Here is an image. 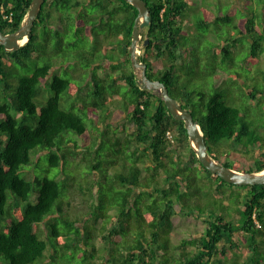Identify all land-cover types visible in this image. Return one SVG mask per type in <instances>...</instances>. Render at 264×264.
<instances>
[{
	"label": "trees",
	"instance_id": "16d2710c",
	"mask_svg": "<svg viewBox=\"0 0 264 264\" xmlns=\"http://www.w3.org/2000/svg\"><path fill=\"white\" fill-rule=\"evenodd\" d=\"M32 1L0 0V29L16 31ZM146 1L152 19L141 30L138 59L147 64L148 77L163 82L192 112L218 162L263 171L264 136L225 100L221 87L227 75L210 93L194 92L205 115L190 108L193 92L176 86L191 55L213 60L206 45H211V23L229 22L231 11L213 10L208 0ZM247 5L253 1L244 0ZM252 9L243 14L238 34L250 43L248 68L255 61L260 65L264 53V5L260 12ZM137 16L126 0H45L24 45L6 51L0 44V264H264V184L238 186L209 171L184 121L173 117L160 94L139 86L129 51ZM56 19L61 28L53 26ZM202 25L206 32L199 31ZM238 38L215 44L223 58L235 55ZM53 46L90 69L86 94L80 95L81 84L74 86L54 71L60 63ZM107 67L112 72L101 77L98 70ZM260 73L263 82L259 73L241 80L238 99H247V112L264 109L263 67ZM47 87L54 94L46 100ZM71 94L76 97L68 100ZM124 115L136 128L121 138L116 123ZM104 140L112 145L106 159ZM68 159L77 172L66 174ZM52 168L59 169L53 178ZM67 177H77L80 187ZM106 183L109 193L102 194ZM72 188L84 194V206L76 205ZM178 208L206 215L205 233L183 242L192 249L177 250L173 242Z\"/></svg>",
	"mask_w": 264,
	"mask_h": 264
},
{
	"label": "rangeland",
	"instance_id": "374dc122",
	"mask_svg": "<svg viewBox=\"0 0 264 264\" xmlns=\"http://www.w3.org/2000/svg\"><path fill=\"white\" fill-rule=\"evenodd\" d=\"M243 1L244 0H208L207 1L211 9L213 10L220 11L222 13L231 11V15H232L231 19L229 20V22L223 21L220 22L219 24H216L214 22L211 23V35H210L211 45L210 44H206V45H208V47H211V59L213 60L210 61L209 59H205L201 56L197 58L195 55H191L187 60L188 61L186 65L187 71L182 73L181 75L179 74L176 75V81H177L176 86L179 85L181 89L185 91L193 92V94L194 92L210 93L215 84L214 82L217 80H220V83L222 81H225V75H227L229 77L227 80L228 82L226 84L223 83L221 87V90L225 96V100L228 103L234 104L235 106H238L241 109L242 113L246 117L247 122L251 125V130L255 134L264 136V109L262 113H260L257 109L254 110L252 109L251 112H247L245 109V107L248 108L247 99L246 98L244 99V97L238 99V97L240 96V88L243 86L241 85L242 78L250 79L253 75L259 73L260 76L258 80L259 82H263V77L261 78L260 71L262 67L264 68V53L261 55L260 65L258 64L259 62L255 61L254 63H252L253 65L252 68H248L247 66H245L244 59L249 53L250 43L248 39H246L245 37L238 38V36H240L238 34L240 32V28L241 27L243 28L244 26V21L246 16H243V14H248L249 11L250 12L253 11L252 9L253 5L260 12L264 4H263V0H252L253 5H249V6L247 5L241 10L238 7L234 8L229 6L230 4H233V6L234 5L242 6ZM216 4L217 6L215 7ZM196 15L194 16V18H196V20H199L201 18V15H199V17H196ZM202 17H204V14L202 15ZM53 26L55 28H61V23L59 22L58 19L55 20ZM207 30L208 27L206 25H202L199 27V31L201 32H206ZM227 37L238 38V41L236 43V47H238V49H234L235 55L231 56L229 59L223 58L224 54L221 52L220 47L217 48V46H215L216 43L221 42V39L225 40ZM52 50H53L52 55L60 63V64L57 63L54 71L59 72L58 74L62 77L72 79L74 86L81 84L83 88L80 91V95L86 94L91 87V83L89 82L91 79L90 69H85L83 67L82 61L80 63L74 64L73 62H71L70 57L67 58L62 56L61 54L62 52L60 48H54L53 46ZM68 55L71 56L70 54ZM43 62L44 60L40 61V64ZM61 63H63V65ZM126 67L128 69L130 66L126 65ZM135 71L138 74V77H140V69H135ZM111 72L112 70L108 67L106 69L101 68L100 70H98V74L101 77H108ZM118 75H120L119 72H115L114 76L117 77ZM251 81L255 83L254 80ZM122 89L125 91L126 86H122ZM47 90L48 93L44 91V95H48L46 100L54 94L48 87ZM111 90L112 89L108 90L109 94H112V92H110ZM153 91L154 93L161 95L159 90L156 89ZM75 97L76 95L71 94V97L68 98V100L71 99L73 100ZM109 99H111V96H109ZM191 99L192 100L189 102L190 108L194 110H198L202 112L203 115H205L206 110L205 107L202 105L200 97L194 94L191 97ZM232 99H236V100L232 101ZM63 108H68V107L63 106ZM85 121L89 125L92 123V121L88 118H85ZM118 121L120 122H117L116 124L118 126L119 125L121 126V127L119 126L120 127L119 135L121 138H124L127 133L133 132L136 128L131 121L127 120V117H125V115L123 116V118H121ZM68 134L74 135V132L69 131ZM75 138L78 140L79 145H83L80 137L75 136ZM104 142L105 143L103 146L101 156L104 159H106L107 158L106 153L109 152L108 149H112V145L107 140H104ZM173 142L176 143V138ZM77 151H79L78 157H81L82 149L79 148L77 149ZM253 154L257 155L258 149H256ZM43 163L44 165L42 167L48 165L47 157L43 159ZM66 164L68 165L66 174L77 172V165L74 167L75 161L68 159ZM233 166L236 167L237 165L235 164ZM245 167L246 166L243 165L241 166V168H245ZM86 168L87 167H83L80 168V170L85 171ZM58 171H59L58 168H52L49 174L50 177L53 178ZM145 175H147V172L145 173ZM69 179H73V178L70 177L68 178V180ZM73 180H76V184L78 185V187H80L79 184L81 182H78L77 177L76 179ZM82 181H84L83 183L86 182L85 180ZM70 182L74 183L72 180H70ZM72 191H74L73 194L76 200V205L84 206L85 205L84 194H82L77 188L75 189L72 188ZM107 193H109L108 183L102 185V194H107ZM241 197L243 200L244 195ZM177 211L178 212L173 216V224H174V229L172 232L173 242L175 243L177 250L192 249L190 244H184L183 242L188 241L190 239H198L205 233L207 228L206 215H199L195 212L185 213L182 212L180 208H178ZM238 240L241 241L240 238ZM97 243L100 246L102 245V242H100L99 240ZM240 245L242 248L241 250L242 257H245L247 251L245 247V243L241 241ZM228 264H232L231 260H229Z\"/></svg>",
	"mask_w": 264,
	"mask_h": 264
},
{
	"label": "water",
	"instance_id": "95a60500",
	"mask_svg": "<svg viewBox=\"0 0 264 264\" xmlns=\"http://www.w3.org/2000/svg\"><path fill=\"white\" fill-rule=\"evenodd\" d=\"M135 6L138 10V16L135 19L133 27V38L130 45V54L132 65L135 69H140V78L138 84L142 89L160 90L161 96L165 104L176 120H183L187 128L188 136L192 147L194 148L200 162L212 173L218 174L228 183H233L238 186L249 184H264V170L260 172H251L237 170L227 167L218 162L210 155L207 149V144L201 130L200 124L194 119L192 112L183 107V105L169 93V88L160 80H152L148 77L147 64L140 62L137 56L139 49V41L141 40V30L151 23V11L146 0H126ZM45 0H33L29 12L23 21L22 25L14 32L4 33L0 29V44L6 51H15L19 49L25 38L26 41L30 38L32 27L40 13ZM149 43V39H145L144 45Z\"/></svg>",
	"mask_w": 264,
	"mask_h": 264
},
{
	"label": "clouds",
	"instance_id": "9594fccd",
	"mask_svg": "<svg viewBox=\"0 0 264 264\" xmlns=\"http://www.w3.org/2000/svg\"><path fill=\"white\" fill-rule=\"evenodd\" d=\"M141 37H142V35H141ZM28 40H29V39H28ZM28 40H27V41H28ZM27 41H26V42H27ZM140 41H141V40H140ZM140 41H139V42H140ZM26 42H25V43H26ZM25 43H23V45H24ZM139 49H140V44H139ZM139 49H138V52H139V53L137 52V56H138V54H139V55L141 54V53H140L141 50L139 51ZM140 62H141V61H140ZM132 67H133V65H132ZM133 69H134V71H135V68H133ZM135 73H136V71H135ZM136 74H137V73H136ZM137 76H138V74H137ZM139 78H140V77H138V79H139ZM43 86H44V85H43ZM159 91H160V90H159ZM160 93H161V92H160Z\"/></svg>",
	"mask_w": 264,
	"mask_h": 264
},
{
	"label": "bare ground",
	"instance_id": "6f19581e",
	"mask_svg": "<svg viewBox=\"0 0 264 264\" xmlns=\"http://www.w3.org/2000/svg\"><path fill=\"white\" fill-rule=\"evenodd\" d=\"M26 39H27V38H25L23 41H21V43H25V42H26Z\"/></svg>",
	"mask_w": 264,
	"mask_h": 264
},
{
	"label": "crops",
	"instance_id": "0c3cea01",
	"mask_svg": "<svg viewBox=\"0 0 264 264\" xmlns=\"http://www.w3.org/2000/svg\"><path fill=\"white\" fill-rule=\"evenodd\" d=\"M232 7H233V6H232ZM238 7H240V8H239L240 10L244 8L243 5H242V6H238Z\"/></svg>",
	"mask_w": 264,
	"mask_h": 264
},
{
	"label": "built area",
	"instance_id": "2783aa9c",
	"mask_svg": "<svg viewBox=\"0 0 264 264\" xmlns=\"http://www.w3.org/2000/svg\"><path fill=\"white\" fill-rule=\"evenodd\" d=\"M170 136V135H169Z\"/></svg>",
	"mask_w": 264,
	"mask_h": 264
}]
</instances>
